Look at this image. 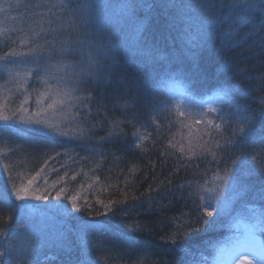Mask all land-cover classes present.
Wrapping results in <instances>:
<instances>
[{"label":"trees","instance_id":"16d2710c","mask_svg":"<svg viewBox=\"0 0 264 264\" xmlns=\"http://www.w3.org/2000/svg\"><path fill=\"white\" fill-rule=\"evenodd\" d=\"M9 4L10 0H0V22L6 24L12 15ZM223 11L230 14L229 9ZM118 13L117 8L108 7L107 14ZM107 25L108 30L114 27ZM136 27H140L142 36L156 43L159 62L145 64L122 56L115 78H122L124 84L110 85L114 77L106 76L99 87L94 86L92 99L81 91L83 103L76 111L80 116L75 131L67 124L69 134L57 138L69 141L67 144H57L56 150L51 151L47 147L49 138L26 132V128L13 123H0V169L5 170L7 177V186L0 182L3 240H10L18 222H23V218L16 221L17 207L15 211L8 209V185L19 183L17 174L26 178L31 173L34 187H46L47 200L60 212L38 216L46 218L50 232L75 223L64 208L72 215L96 222L97 239L87 241L86 247L75 234L70 236L74 255L92 264H193L208 242L221 236L225 228L216 226H223L224 215L229 220L230 214L232 222L243 226L241 221H245L264 241V201L250 194L264 187V128L257 118L254 131L240 132L241 125L235 118L237 103L247 109L249 117L264 108V60L241 50L225 53L217 41L215 46L197 50L199 63L209 69L207 78H198L190 70L191 57L184 55L179 71L173 70L167 60L169 53L179 57L192 47L186 22H173L170 12L139 10ZM222 29L230 31L229 24L225 23ZM22 43L29 45L25 40ZM12 48L13 42L10 48L6 44L7 51ZM226 60L239 70L226 71ZM185 84L189 85L186 95L198 104L202 96L220 93L205 110L210 118L204 120L206 116H201L205 123L214 124L210 128L211 140L191 147L185 142L184 127L179 130L182 118L173 108L176 97L168 96L170 87ZM143 85L161 102L154 112L141 113L135 104L133 94L137 88L143 90ZM193 115L199 116L197 112ZM5 124L13 129L5 130ZM216 141L219 147L211 149ZM26 153L31 155L28 161ZM226 174L228 182L224 183ZM236 178L247 189L240 195L233 191ZM60 188L65 194L57 200L55 191ZM68 195H76L81 205H90L92 215L72 212L65 198ZM200 196L205 200L201 201ZM205 210L212 211V217L205 216ZM197 228L200 230L195 231ZM177 232L186 234L177 240ZM2 250L8 251L0 242ZM67 255L63 250L41 248L37 258L46 264H62ZM7 259L8 256H0V264Z\"/></svg>","mask_w":264,"mask_h":264},{"label":"snow or ice","instance_id":"6c2138e0","mask_svg":"<svg viewBox=\"0 0 264 264\" xmlns=\"http://www.w3.org/2000/svg\"><path fill=\"white\" fill-rule=\"evenodd\" d=\"M108 7V5L102 6L92 3L90 0H61L59 11L62 14L60 19L63 23L59 30L53 29V31H57L58 35L63 34L64 23H66L71 29L70 34L73 35V38L58 41L57 37L54 36L51 40H45L39 46L40 55L32 61L35 67L27 73L32 75L35 80L47 85L46 92L40 93V95L47 94L52 102L44 107L40 106V100H37L38 107L30 113L27 108L22 107L13 116L0 115V120L8 121L18 117L19 122L26 126V132L50 139L47 147L51 151L56 150L57 144H67L69 142L67 140H57V137H66L67 133L60 131L58 125L50 123L46 116L51 109L58 111L57 105L63 103L62 100L54 98L53 93L70 97L74 92L83 91L89 93L88 99H92L91 93L95 91L94 86L99 87L106 76L114 77L113 80L109 81L110 85L125 83L122 78H115L122 56L140 59L145 64L155 65L159 62L160 50L156 43L142 36L140 27H136L139 10H157L165 14L170 12L173 22L177 20L186 22L187 34L192 47L179 57L169 53L167 60L173 70H181L184 65L183 57L187 55L193 60L190 69L193 75L198 78H207L209 69L199 63L197 50L215 46L217 41H219L220 49L225 53L241 50L264 60V0H194V2L192 0H125L117 6L119 16H111L107 13L101 16L100 12ZM224 9H229L230 14L224 13ZM147 20L146 17L145 22ZM55 23V20L50 21V24ZM225 23L229 24L230 31H223L222 26ZM107 24L114 25L113 29L108 30L103 27ZM240 32H243L242 36ZM14 55L15 53L12 52L5 53V56L0 57V60L11 63L13 61L7 60L6 57ZM69 58H71V62L65 63ZM52 61L56 63L53 64ZM233 68L239 70L236 64L226 60L224 69L229 71ZM51 79H55L58 84L65 87L71 85L70 91H63L62 88L53 90L48 83ZM234 96H238V93H234ZM133 98L141 113L154 112L161 107V102L148 92L147 85H143V90L137 88ZM76 99L83 103L81 98L76 97ZM87 107L88 105H85V108ZM246 113L247 109L237 103L235 118L241 125L240 132H245L246 129L254 131L257 118H259L261 127L264 128V108H261L259 113L253 112L251 117ZM195 122L200 124L203 120L201 117H197ZM8 127L11 125H4L5 130ZM31 143L32 141H30ZM217 147H219L218 143ZM20 150L23 151V147ZM181 152H183V148H181ZM57 154L59 155V153ZM223 182H228L227 174ZM32 185L33 180H29L26 187L17 188L13 184L16 200L34 199L39 201L48 199L46 187H33ZM55 187L53 184L52 188L55 189ZM233 191L236 195H240L247 189L236 178ZM64 194V188L56 190L55 199L59 200ZM250 194L256 195L264 201V187L259 191L250 192ZM219 195H222V191L217 195V199ZM181 196L183 197V192H181ZM65 198L70 202L72 212H87L92 215L91 206L79 204L76 195H68ZM199 199L204 201L205 197L200 196ZM97 203L102 204V201H97ZM103 206L105 208L110 207V205ZM16 207V204L11 201L8 202L9 211H15ZM64 209L67 216L75 223L65 225L60 231L50 232L30 223H18L11 239L5 241V248L8 251L0 252V256L9 257L4 261V264H46V261L37 258V250L41 248L67 252V258L62 261V264H92L91 261L74 255L70 236L75 234L81 244L86 247L87 241L97 239L98 225L93 220L72 215L67 208ZM96 214L99 215L98 212ZM204 215L212 217L213 212L205 210ZM207 223L211 224V221ZM199 230L198 228L195 229V231ZM189 231L192 229L189 228ZM185 234L184 232H177V240ZM0 235H4V233L0 232ZM175 242L176 240L173 241V243Z\"/></svg>","mask_w":264,"mask_h":264},{"label":"rangeland","instance_id":"374dc122","mask_svg":"<svg viewBox=\"0 0 264 264\" xmlns=\"http://www.w3.org/2000/svg\"><path fill=\"white\" fill-rule=\"evenodd\" d=\"M90 2L99 5H108L109 7L117 8V5L123 3L122 0H90ZM61 0H10L9 7H12V15L8 17L6 23L0 22V57H4L5 53H15L14 56L6 57L7 60L13 62L6 63L5 60H0V115L13 116L17 113L19 109L27 108L29 113L38 107L37 100H40V106L46 107L47 104L52 101L49 99L48 95L43 96L40 93H45L47 85L37 81L32 75L27 74L30 69H33L35 65L32 63L34 58L40 55L39 46L43 44L45 40H51L54 36L57 37L58 41H63L65 39H72L73 35L70 34L71 29L66 23H64L63 34L58 35L59 30L63 21H61V13L59 11V5ZM108 11V8L100 12L101 16H104ZM227 12V11H226ZM117 16L120 13L116 14ZM51 20H55V24H50ZM17 25V26H16ZM108 25H103L107 28ZM113 29V27H112ZM33 37V41L30 44V38ZM25 40L29 45L22 43ZM13 42V48L6 50V44L10 48V43ZM71 58H69L65 63H70ZM55 64V61H52ZM47 79V77H45ZM52 89L62 88L63 91H70L71 85L65 87L62 84H58L55 79L48 81ZM189 85H180L178 87H170L168 90V96L176 97L172 98L173 108L176 112L180 114L182 118V124L180 123V128L184 127V139L187 146H192L200 144V142H206L210 139V128L214 127V124L205 123L204 121L200 124L195 122L197 117L206 116L204 120H208L210 117L207 116L206 109L210 108L211 105L218 99L220 93L214 95L213 97H206L205 95L201 97V104L192 101L191 96L186 95V91ZM54 98L62 100V104H58V111L51 109L46 114L47 119L50 123L59 126V130L69 134L66 126L70 124L75 131V127L78 125L77 119L80 116L76 115L78 106L82 103L80 100L76 99L79 97L83 100L80 92H74L72 95L64 96L62 94L53 93ZM124 100V99H123ZM195 105V106H194ZM197 106V107H196ZM201 109L200 111H198ZM214 108L212 107V110ZM193 115V114H196ZM0 123H13L15 127L22 126L26 128L25 125L19 122V118H13L8 121L0 120ZM13 129V127H11ZM58 138V137H57ZM211 140V139H210ZM210 140L208 142H210ZM217 145V141L210 145L213 149ZM207 147V144L204 145ZM27 154V157H26ZM25 154L26 161L31 159V155ZM24 158V159H25ZM17 161V160H16ZM1 165V163H0ZM19 167V163L17 165ZM15 169H17L15 167ZM26 178H19V174L15 176L19 183L16 185L19 187H26L29 180H32V175ZM28 175V174H27ZM34 176V174H33ZM35 177V176H34ZM7 177L5 175V170L0 169V182L5 184ZM15 180V181H16ZM34 187V185H32ZM9 195L11 196V201L17 205L16 221L23 218V222L30 223L37 227L45 228L50 231L47 225H45L47 220L46 214L50 213H60L55 205L50 203L49 200H34L28 199L24 201H17L15 198V190L13 186L8 185ZM19 205V207H18ZM228 207V206H225ZM226 212V211H225ZM67 213V212H66ZM65 216V215H64ZM37 220L34 221V218ZM227 215H224L225 222L223 226L217 225L216 228H225L219 238L211 240L208 242L206 249L197 254L193 260V264H264V241L255 235L252 229L247 226L250 224L241 221L243 226L236 225L234 221L232 222L233 215L230 214L229 220H227ZM246 219L250 222L248 216ZM34 221V222H33ZM229 221V224L227 225ZM19 223V222H18ZM3 229V228H2ZM1 229V230H2ZM0 242L5 244V240L1 236ZM40 249L37 250L39 252ZM3 252V250H2ZM62 262V261H61ZM4 264V263H2Z\"/></svg>","mask_w":264,"mask_h":264}]
</instances>
